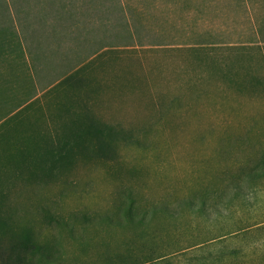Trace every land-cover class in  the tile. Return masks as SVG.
Instances as JSON below:
<instances>
[{"label": "rangeland", "instance_id": "374dc122", "mask_svg": "<svg viewBox=\"0 0 264 264\" xmlns=\"http://www.w3.org/2000/svg\"><path fill=\"white\" fill-rule=\"evenodd\" d=\"M31 57L38 88L89 66L14 117L33 95ZM90 124L102 135L71 140ZM263 157L264 0H0V247L27 239L54 260L26 251L22 264L192 245L204 232L192 216L98 218H122L130 200L141 212L207 195L227 202L206 234L222 237L163 263L264 264V177L244 179ZM231 179L244 195L225 201Z\"/></svg>", "mask_w": 264, "mask_h": 264}, {"label": "trees", "instance_id": "16d2710c", "mask_svg": "<svg viewBox=\"0 0 264 264\" xmlns=\"http://www.w3.org/2000/svg\"><path fill=\"white\" fill-rule=\"evenodd\" d=\"M29 64V72H30V80L32 83V89H33V95L28 98V101L24 103V105H21L17 107L16 112L14 113V117H18L21 115L24 111L28 110L29 107L32 106H39L40 108L41 103L40 99H38L37 93L41 92V96L44 97L46 94L49 93L48 89L50 86L52 88H58L61 86H76L80 84V75L81 73L89 66V64H84L82 66H78L73 68L71 71H67L66 73H63L60 75L58 79H56L53 83H49L46 87H36V74L38 72V67L36 66L34 59L31 57L28 60ZM48 92V93H47ZM102 131L100 128L95 127L93 125L86 126L81 132L78 133L77 136H72L71 140L78 142L84 137V136H101ZM108 136V135H107ZM77 138V139H75ZM109 138V136H108ZM76 142V141H75ZM62 148H57L53 151V155H55L58 159L61 161H65L67 159V155L61 154ZM256 177H264V157L260 161L259 164H257L256 168L254 170H249L247 173L244 174V179L246 182H249ZM243 180V176H242ZM244 181V180H243ZM229 184H226L223 189V198L228 199L229 195L232 193L234 197H240L244 194L240 191L241 186L237 183L238 181L236 179H231L229 181ZM211 196H205L200 200H194L193 198H185L180 201H177L172 206L162 205L160 203L152 204L149 208V210H144L141 212H138L136 210V206L134 203L130 200L126 205L122 207L121 213L122 218H112V217H99L98 221L104 222L108 226H114L116 228H126V227H135V228H142L146 226L147 222L149 221L150 217L166 214L168 217H170L174 221H179L183 216L190 217L192 216L193 220H196L199 224H202L201 227L203 228V233L197 235V238H200L199 241H195L193 239H188L187 241L190 242L192 245L184 246V247H167V249H164L160 253L155 252V248L153 247H147L145 250V253H142V259L138 258L135 254H133V251H129L124 256H111L110 255L107 258L108 264H164L163 260L165 259H175L177 256H184L186 252L193 249L202 248L203 246H206L208 244H213L217 240H220L222 235H213L210 237H206V234L208 232H211L209 230L208 224L212 226L213 219H210V216L212 215H219L221 211L218 208L219 204H226L222 203L221 201L217 202L218 196L214 198H210ZM171 207V208H169ZM185 213V214H184ZM184 214V215H183ZM207 216V217H206ZM90 220V219H89ZM93 221H88L86 225L88 226ZM264 223V221H261L259 224ZM258 224L257 227H260ZM0 225H5V221L3 217L0 216ZM7 225V222H6ZM255 227V228H257ZM142 232V233H139ZM137 234L134 235V237L139 238V240L144 245L146 242V235L143 231H139ZM154 240V237H148L147 244L144 246L146 247L150 242ZM7 245L4 247H0V260L2 264H22V259L20 255L26 251L32 252L43 258L46 262H52L54 260H51L50 253L46 252L45 249L41 248L40 246L35 245L31 241H28L27 239H10L6 243ZM179 244V243H178ZM175 246V245H172ZM200 251V250H199ZM58 258V257H57ZM112 258V259H111ZM187 262H184L185 260H182L180 262H177V264H218L220 262V258H212L211 257H198L194 259L186 258ZM168 261V260H166Z\"/></svg>", "mask_w": 264, "mask_h": 264}]
</instances>
